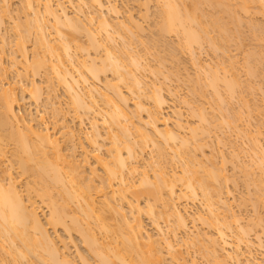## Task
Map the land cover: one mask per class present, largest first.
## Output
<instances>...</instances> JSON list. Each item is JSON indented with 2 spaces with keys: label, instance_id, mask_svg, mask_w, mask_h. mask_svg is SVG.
<instances>
[{
  "label": "bare ground",
  "instance_id": "6f19581e",
  "mask_svg": "<svg viewBox=\"0 0 264 264\" xmlns=\"http://www.w3.org/2000/svg\"><path fill=\"white\" fill-rule=\"evenodd\" d=\"M9 1L0 0V264H77L69 252L70 247L60 245V238L56 240L52 233L59 229L67 232L69 238L74 234L79 236L95 256L96 264H197L196 259L189 260L185 255L184 247L188 246L198 249V254L209 264H264V220L258 216L254 219L257 223L250 220L252 226L245 225L242 214H237L231 204L235 197L233 199L234 194L228 188L225 152L218 157L221 151L218 154L217 145L216 152L212 148L211 157L204 149L213 135L222 148L229 146L227 129L236 133H233L236 145L232 138L233 143L231 141L230 148H226L231 155L227 161L232 162L233 158L235 168H245L244 173L235 169L234 172L244 174V179L246 174L250 178L245 179L246 186L254 185V192L258 190L254 196L253 190L250 191L253 201L249 194V201H242V205L246 206L245 202L253 205L258 200L253 205L257 210L258 203L264 204V144L260 139L264 120L262 131L258 126L252 129L256 110L253 112L255 107L251 103L255 100L249 103L251 99L248 101L246 93L255 95V88L247 84L248 91L244 89L246 83L243 85L244 81L239 78L240 60L230 55L235 34V38L238 33L242 36L236 23L239 26L245 20L237 9L246 13L245 16L254 11L256 14V10L257 14L264 15V0H153L156 11L152 0L135 2L141 7L144 19L155 11L157 21L153 26L158 30H153V36L157 34L156 39L160 36L159 45H167L168 36L177 38L175 50L169 51V44L168 58L179 62V54L190 55L191 65L198 73L195 72L197 80L194 81L193 75L189 80V72L185 77L194 82L189 94L198 95L199 102L195 101V96L188 99V95L182 97L169 90L165 80L173 74L177 76L178 72L173 73V70L171 75L168 71L167 75L165 71L167 76L164 75L166 64L159 63V57L165 60L161 52H156L157 69L153 68L148 55L153 47L157 48L156 39L152 38L151 47H146L142 36L146 32L144 24L134 14L122 18L113 0H22L17 17L13 16ZM208 8L210 12L213 9L217 12L210 13ZM232 10L235 12L230 13ZM230 14L232 18L228 19L234 21L227 19ZM6 22L12 23V29L3 28L8 26ZM8 29L13 33L11 41ZM255 32L258 41L259 34ZM33 34L35 42L30 55L29 42ZM239 36L236 38L239 43L235 45L241 44ZM260 41L261 51L257 49V53L256 48L248 51L246 58L250 54V59L242 64L246 67L250 61L246 74L252 77L253 74L257 77L259 60L261 64L264 61V36ZM9 44L13 49L10 50V66L14 69L9 68L10 72L8 65H4V49ZM206 45L213 49L216 58L221 57L214 60L216 63L214 58L204 61L199 55ZM253 53L252 61H258L256 66L254 61V65L251 64ZM11 70L17 74V78L13 75L16 82L7 80L6 74H11ZM109 72L112 79L105 76ZM42 73L48 84L47 96L44 86L36 81ZM147 75L154 77L152 81ZM58 87L68 94L73 119L80 130L65 122L61 104L52 101L57 97ZM167 89L189 112L185 115L180 106L174 126L164 113L168 106L164 95ZM206 89L211 90L214 101H207ZM43 96L53 105V116H57L53 126L43 114L35 118L22 114L28 98L44 106ZM239 99L243 100H240L243 110L239 108L231 118L233 108V112L225 116L228 105ZM224 105H227L226 111ZM259 106L258 114L262 111ZM86 120L90 122V131L84 128ZM243 136L251 144L246 148L245 139L241 140L245 149L240 144ZM147 150L153 153L149 161L144 157ZM78 151L84 156L82 160L78 159ZM90 157L103 170L102 176L97 173V167L92 170L89 167L91 176L86 172ZM244 157L247 164L244 161L242 164ZM218 158L223 159V162L220 160L223 167L219 168ZM15 160L20 176H27L25 190L14 175ZM97 179L100 182L96 184ZM197 202L201 208L193 210L190 205ZM41 204L47 207L46 215ZM145 214L156 225L160 237L154 239L147 233ZM259 219L262 220L260 227ZM164 220L169 232L163 228ZM190 220L206 228L202 230L194 225L198 229L191 231ZM113 221L116 222L113 224ZM207 228L214 232L205 230ZM182 233L184 237L179 236ZM77 254L80 264H92L84 255Z\"/></svg>",
  "mask_w": 264,
  "mask_h": 264
},
{
  "label": "rangeland",
  "instance_id": "374dc122",
  "mask_svg": "<svg viewBox=\"0 0 264 264\" xmlns=\"http://www.w3.org/2000/svg\"><path fill=\"white\" fill-rule=\"evenodd\" d=\"M118 6H119V9H120V11H121V13H122V18H126V16H128L129 14H134L135 15V17L137 18V19H139L140 20V22L142 23V24H144L143 26H144V28H146L145 29V35H144V32H143V34H142V36H144V40L146 39V41H145V43H146V47H151V41H152V38L154 39L155 38V36H157L158 37V35L156 34L157 32H155V31H157L158 29H154V26H153V24H155V26H156V21H157V15L155 14V11H156V8L154 7L155 6V1H153L152 0V2H151V5H152V7H153V10H155L154 12H152L153 10H151V17H149L148 19H144L143 17H142V9H141V7H139L138 8V6L135 4V2H137V0H113ZM139 1V3H141L143 0H138ZM231 2H233V0H230ZM238 2H239V0H237ZM22 2V0H10L9 1V3H11L10 4V6H12V10L14 11L13 13H14V15L13 16H15V17H17L18 16V14H19V12L18 11H20V3ZM228 2V1H227ZM227 2H226V4H227ZM234 2H235V0H234ZM237 2V3H238ZM231 4V3H230ZM234 4H236V3H234ZM154 5V6H153ZM234 6V5H233ZM258 6V4L256 3V7ZM260 6V5H259ZM223 7V6H222ZM19 8V9H18ZM155 8V9H154ZM225 8V7H224ZM140 9H141V12H140ZM207 9V8H206ZM235 9H237L236 7H235ZM239 9V8H238ZM237 9V13L238 14H240L241 15V19L242 18H244L245 20H243V22L242 21H240L241 19H240V17H239V21L237 20V22H242V23H239V26H237V24L238 23H236V26H235V24L233 25V26H235L238 30L237 31H239L241 34H242V36L240 37L239 36V33H238V35H237V37L239 36V38H240V45L239 44H237V45H235L236 43H237V41H238V39H237V41H236V38H235V36H236V34H235V32H234V28H232V26H231V24H230V28H232V32H234V34H235V36H234V44H233V46L231 45V50H232V53H230V55L232 54V57L234 58V56L233 55H235L236 56V58L237 59H235L236 61L239 59L240 61H239V65L240 66H242V67H240V73H241V76L239 77V78H241V80H243L244 82H243V85H244V83H246L245 84V87L246 88H244L246 91H248V89H247V84L249 85V84H252L253 86H254V88H255V90H254V94L255 95H252L251 93V91H249L250 92V94L251 95H249V94H247L246 93V95L244 94V92H245V90H244V92H243V95L244 96H246L247 97V99H248V101L251 99V101H249V103H251L252 102V99H254L255 100V103H254V101L252 102L253 104H257V106H254V105H252V103H251V106L254 108L253 109V112H255V110H256V112H255V114H254V119H253V117H252V119L254 120H252L253 121V127H252V129L253 130H256L257 129V126H258V128H260L261 129V131H262V129H263V127H264V125H263V120H264V61H262L263 62V64H261V62H260V60H259V62H260V64H259V62L258 61H256V60H253L254 61V63H255V65H254V63H253V61H252V59H253V56L252 55H254V53L253 54H251V56H252V58H251V64L253 63V65L254 66H256V62H258V65H257V69L256 70H258V71H256V75H257V77H258V72H259V74L261 75V76H259L258 78L256 77V76H254V74H253V77H252V74H251V76H249L248 75V73L246 74V67L247 66H249L250 65V61H248L249 62V65H247L246 67H245V65L243 66L242 64L244 63V61H246L247 62V60H249L250 59V54H248V58H246L247 57V53H248V51L249 52H251L252 50H254L255 48H256V52L258 53V51H261L260 49H262L261 47H263L262 45H259V43L261 42L260 40H261V37L262 36H264V34H263V32H264V30H263V32H262V28L264 29V15H262L261 13H258L257 14V10H256V14L254 13V12H251V14H249V15H247V16H245L246 15V13H244V14H242V12H240V10H238ZM70 10H73L72 8H70ZM208 10H209V8H208ZM211 10V9H210ZM210 10H209V12H210ZM214 10V9H213ZM212 10V11H213ZM211 11V12H212ZM216 12H217V10H215ZM215 11H213V12H215ZM233 11V10H232ZM230 12V13H234L235 11H233V12ZM239 11V12H238ZM18 12V13H17ZM210 12V13H211ZM215 12V13H216ZM12 13V14H13ZM254 13V14H253ZM153 14V15H152ZM237 14V15H238ZM236 15V14H235ZM22 17H24V14L23 15H21ZM231 16V18H232V14H230L229 16H226L227 17V19L229 18ZM235 17V16H234ZM233 17V18H234ZM237 17V16H236ZM143 18V19H142ZM156 18V19H155ZM24 20V19H23ZM229 20V19H228ZM232 21H234V19H231ZM231 20H229L230 22H231ZM235 20H236V18H235ZM146 21V22H145ZM244 23V25L241 27V25ZM253 24L254 26H257V27H254L253 25H251V24ZM5 24H8V26H6V27H4L3 26V28L4 29H6L7 27H9L10 29H12L11 28V24L8 22H6ZM233 24V23H232ZM250 24V25H249ZM11 25V26H10ZM153 26V28H152V26ZM261 26V28H259V27ZM263 26V27H262ZM251 27H253V29L251 28ZM157 28V27H156ZM255 28V29H254ZM4 29H3V31H4ZM10 29H8V34H7V36H8V39H9V41H11V39H12V36H11V33L12 32H10L9 30ZM153 30H155L154 32H155V36H153L154 35V33H153ZM256 32H255V31ZM260 30H261V33H258V31L260 32ZM6 31H7V29H6ZM236 31V32H237ZM253 32H255L256 34H257V36H258V34H259V38H260V40H256L257 38H256V36L254 37V33ZM152 33V34H151ZM10 34V35H9ZM13 34V33H12ZM233 34V35H234ZM34 35V34H33ZM31 36V37H33L32 39H31V42H29V45H30V49H29V51H30V55H32L33 54V43L35 42V35L34 36ZM262 35V36H261ZM11 36V37H10ZM261 36V37H260ZM241 38H242V40H241ZM156 39V38H155ZM154 39V40H155ZM159 39H160V36H159ZM159 39H156V41H154V42H156V44H157V50L155 49V47H153L151 50H150V54L148 55V57H149V62L153 65V68H154V66H155V68L157 67V63H158V61L156 60V58L154 57L155 55H156V52H161L160 54H161V57H162V55H163V57L165 58V60L164 61H161L160 60V57H159V63L161 64V63H163L164 62V64H166L165 65V68H163L164 70H163V72H164V75H166V73H167V75H169V72L168 71H171L170 73H171V75H172V71H173V73H176L175 71H177L178 73H177V76L175 75V74H173L174 76H169L170 77V79L169 80H165L166 81V83H167V87H169V90L171 89L172 91H173V93H175V92H178L179 94H181V96L183 97H185L186 96V98H187V95H188V99H191V97H193V96H195L194 98H195V101H197V99H198V102L200 101L199 99V97H197L196 96V94L195 93H193V94H195V95H193V94H189V91H190V93H191V88H193V83L192 82H190L189 80L190 79H192L191 77V75H193V76H195V78H193L194 79V81H196L197 79H196V74L198 75V73H197V70H196V68L194 69L193 68V66L194 65H191V64H193V63H191V60H190V55L189 54H187V53H183V54H179L180 55V57H181V59H180V57H178L179 58V62H176V60H172V59H170V58H168L167 56H168V54H170V52H168V50H169V44L173 47V49H171L172 47L170 46V50L169 51H171V50H175L174 48H177V47H175L176 45H177V43L178 42H175V41H177V38L175 37V36H168L167 38H166V40L167 41H169V43L166 45V43L163 45L162 43H161V45H159V43H160V41H159ZM32 40H33V42H32ZM151 40V41H150ZM149 41H150V44H149ZM242 41V42H241ZM257 42H258V45H257ZM238 43H239V41H238ZM262 43V42H261ZM10 44L12 45L13 43H11L10 42ZM8 45V46H6L5 47V49L4 50H6L5 51V54H4V56H5V59H6V61L4 60V65L6 66V65H8V66H6L7 67V69H8V72H10V69L9 68H11V66H10V64H11V59H10V55L12 54L11 53V51H13V49L11 48V45ZM176 44V45H175ZM165 46V48H164V50L162 49L163 47ZM257 46H258V48H257ZM260 46V47H259ZM13 47V46H12ZM142 47V46H141ZM140 47V48H141ZM159 47H162V48H160L159 49ZM168 48V49H167ZM165 49H166V51H165ZM229 49V52H231V50ZM252 49V50H251ZM257 49H258V51H257ZM11 50V51H10ZM251 50V51H250ZM264 50V49H263ZM167 52V53H166ZM172 54H173V51L171 52ZM175 53V52H174ZM160 54H159V56H160ZM220 53H218V55H219ZM259 54H261L260 52H259ZM199 55H202L201 56V58L203 57V60L204 61H208L209 59H212V58H214L213 59V62L214 63H216L217 61H214V60H217V58L220 60L221 59V57H215V54H214V52H213V49L211 48V47H209L208 45H206L205 46V48L202 50V51H200V53H199ZM229 55V56H230ZM157 56V55H156ZM32 57V56H31ZM209 57V58H208ZM255 57V56H254ZM244 58L246 59V60H244ZM157 59H158V57H157ZM227 59V58H226ZM255 59V58H254ZM262 60V59H261ZM264 60V59H263ZM212 61V60H211ZM6 62V63H5ZM10 62V63H9ZM166 62V63H165ZM159 65V64H158ZM253 65H252V67H253ZM164 66V65H163ZM162 67V66H161ZM159 68H160V66H159ZM158 68V70H160ZM179 68H180V70H181V73L179 74ZM244 68V69H243ZM12 69V68H11ZM157 69V68H156ZM155 69V70H156ZM253 69H254V67H253ZM13 71H14V69H12ZM12 70H11V74H6V76H9L8 78H7V80H9V82L12 80L13 82H16V78H17V74H16V72H12ZM154 70V69H153ZM161 70H162V68H161ZM165 71H167L166 73H165ZM189 72V77H188V73ZM195 72H196V74H195ZM255 72V71H254ZM13 73V74H12ZM191 73V74H190ZM239 73V74H240ZM43 74V73H42ZM110 74H111V72H109L107 75H105V76H107L108 78L109 77H111L112 76V74H111V76H110ZM13 75H15L16 76V78H15V76H12ZM166 75V76H167ZM183 75V76H182ZM185 75H187V77H188V79H187V77H185ZM40 76H42V77H39V76H37L35 79H36V81H37V83H38V85H39V83H40V86H44V89H43V91H44V94H46L47 93V85L48 84H46V80H45V75L43 74V75H40ZM44 76V77H43ZM105 76L103 77V79L105 80ZM148 77H149V79H153L154 77L153 76H151V75H147ZM182 76V77H181ZM148 77H147V79H148ZM159 77H161V78H163L162 76H159ZM179 78L180 80H178L177 78ZM198 77V76H197ZM10 78V79H9ZM112 78H113V76H112ZM112 78H109V79H112ZM148 79V80H149ZM152 79H151V81H152ZM44 80H45V82H44ZM163 80V79H162ZM241 80H240V82H241ZM11 81V82H12ZM193 81V80H192ZM242 83V82H241ZM42 84V85H41ZM251 85V86H252ZM195 86V85H194ZM261 86H263V88L261 89ZM195 88L197 89V87L195 86ZM253 88V89H254ZM125 89V88H124ZM196 89H195V91H196ZM241 89H243V88H241ZM249 89H251L252 90V88H250L249 87ZM47 90V91H46ZM59 90V91H58ZM58 90H57V92H56V94H57V97L55 98L54 97V99H52V101L53 102H55V103H60L61 104V108H63V112L62 113H64L65 112V114H66V120H65V122H67V124H69L70 126H72V127H75V128H77V129H79L80 130V125L78 124V122H76L73 118H74V113H73V109L70 107V101H68V98H69V96H67L68 94L64 91V89L62 88V87H58ZM192 92H193V90H192ZM206 99H207V101H212L213 100V98H212V96H213V94H212V92H211V90H209V89H206ZM48 94V93H47ZM47 94H46V96H47ZM199 94V93H198ZM164 95H166V97H167V99H168V106H166V108H165V110H164V113L168 116V118L170 119V125L171 126H174V122H175V120L177 119V114H178V112H179V108H180V106L181 107H183L182 108V111H184V113H185V115H188V108L187 107H184L180 102H179V99H177V98H175L176 96H174V95H171V93H170V91H168V89H167V91H165L164 92ZM45 96V95H44ZM43 96V98H44V100L42 99V103L44 104V106L42 105H40L41 103L39 102L38 104H39V106L37 105V104H35V103H32L33 101H31V99L30 98H28V100L27 101H25V107L23 108L22 107V114L23 115H25L27 118H30V117H32V115H33V118H35V116H40L39 114H43V115H45V117H46V120L48 121V123H50V126H53V123H55V120H57L56 118H57V116H53V111H54V109H52L53 108V105H51V102L49 101H47L46 99H45V97ZM200 96V95H199ZM27 97H29V96H27ZM194 98H193V100H194ZM246 99V98H245ZM236 100H238V98L236 99ZM236 100H233V104L231 105V104H229L228 105V103H226L228 106H230V107H228V109L226 108L227 107V105H226V107H225V105L223 106V109H227V111H226V109H225V111L227 112L226 114H225V116H229L228 114H230V112H233V108H234V112H233V114L231 113L230 115H231V118H233L234 117V114L236 113V111H240V109H242V106H241V103L243 102V100L242 99H239V102L238 101H236ZM240 100H242V102H240ZM132 101V100H131ZM202 101V100H201ZM214 101V100H213ZM231 102H232V100H230ZM245 101V100H244ZM257 101V102H256ZM27 102V103H26ZM45 102L47 103V105H45ZM130 104H131V107H134L133 105H132V103L130 102ZM258 105H260L259 107H261V112H260V114H258L257 113V110L258 109H260V108H258ZM47 108H46V107ZM231 106H232V111H231ZM50 107V109H48ZM52 107V108H51ZM57 107H58V105H57ZM60 107V106H59ZM208 107V106H207ZM225 107V108H224ZM240 108V109H239ZM257 108V109H256ZM229 109H230V111H229ZM40 110V111H39ZM53 110V111H52ZM243 110V109H242ZM228 111H229V113H228ZM222 113L224 114L225 112H224V110L222 111ZM56 114V113H55ZM237 114H238V112H237ZM239 115V114H238ZM60 116V115H59ZM61 116H62V114H61ZM233 116V117H232ZM58 118H60V117H58ZM62 118V117H61ZM245 120H246V118H245ZM244 120V121H245ZM262 120V121H261ZM192 121H193V119H192ZM244 121H241V123L243 124L244 123ZM260 121L262 122L261 123V127H259V123H260ZM252 123V122H251ZM262 125H263V127H262ZM222 126V125H221ZM256 127V128H255ZM84 128L87 130V131H90V122H89V120H86V123H85V125H84ZM101 128H103L102 127V125H101ZM223 128V127H222ZM221 128V130L223 131V130H225V129H227L226 127H225V129H222ZM84 129V130H85ZM103 130V132H105L104 130V128L102 129ZM221 130H218V132L220 131L221 133H222V131ZM229 129H227V131L225 132V133H227L226 135V138H229V139H227V142H229V146H230V142L232 141V138L234 139L233 141L235 142V138H236V133H234V132H232V130H231V132H230V130L228 131ZM224 132V131H223ZM221 133H219V135H221ZM233 133L234 134H236V135H233ZM263 134H261V136L262 137H260V139H261V141H262V143L264 144V129H263V132H262ZM218 134V133H217ZM233 135V136H232ZM83 136V135H82ZM222 136V135H221ZM224 136V135H223ZM213 137H214V135H213ZM212 137V138H213ZM241 137H242V135H241ZM211 138V140H209V142L210 143H208L207 144V147L206 148H204L205 150H206V153H208V156H211V151L212 150H214L215 149V152H216V148H217V145H218V148H217V150H219L218 151V154L220 153V151H221V154H219V156H218V154H217V156L218 157H220V156H222V153H224L225 155H226V157H227V159H229L230 160V158L229 157H231V155L229 154L230 153V150H227V149H229L230 147L227 145V146H225V145H223V146H225V147H222V148H219V145L220 144H216V143H218V141L216 142V140L214 139V142H212L213 141V139ZM240 138V137H239ZM239 138H237L236 140H237V143H238V147H239ZM83 139H85L84 137H82V141H83ZM216 139H217V137H216ZM243 139H245V140H243ZM208 140V139H207ZM241 140H243V142H244V145L246 146V148H248V146L250 145L251 146V144L250 143H248L249 142V140H247L246 141V138L243 136V138H240V144H241V146H242V141ZM233 141H232V143H233ZM226 142V143H227ZM77 143H78V141H77ZM84 143L86 144V145H88L87 143H86V141H84ZM207 143V142H206ZM232 143H231V145H232ZM228 144V143H227ZM64 145H66V147H67V144H65L64 143ZM68 145H69V143H68ZM235 145H236V142H235ZM249 146V147H250ZM88 148H89V150H91V148L89 147V146H87ZM243 147V146H242ZM212 148H214V149H212ZM227 148V149H226ZM244 149H245V147H243ZM11 150H12V148H10ZM10 149H9V151H10ZM221 149V150H220ZM225 149V150H224ZM242 148H239L238 150H241ZM81 150V149H80ZM79 150V151H80ZM78 151V152H79ZM105 152V149H103V153ZM149 154H148V153ZM147 152H146V154L144 155V157L146 158V160L147 161H149L150 160V157H151V154H153L152 152H150L149 150H147ZM228 152V153H227ZM151 153V154H150ZM9 154L11 155V156H13L12 155V153H10L9 152ZM79 154V155H78ZM241 154H243L242 156H245L244 155V153H241ZM9 155V156H10ZM77 155H78V159L79 160H82L83 159V157L84 156H82V154H81V152H79V153H77ZM149 155V156H148ZM229 155V156H228ZM10 156V160H12V162H13V157H11ZM207 156V155H206ZM147 157H148V159H147ZM212 157V156H211ZM249 157V156H248ZM210 158V157H209ZM222 158V157H221ZM227 159H225L224 160V167L225 168H227L228 167V169H226L225 170V168H224V172L226 171L227 173V179H230L229 180V182H227L228 183V188H230V190L233 192V199H234V197H235V199L233 200V199H231V201L233 200L234 202H232L231 204L232 205H234V207H236V208H234V209H236V212H237V214H242L241 216H243V218H244V223H245V225L247 224H250L249 222H252V221H254V219H256L258 216H261V218H262V220H264V204H257V206H256V208H257V210L255 209L254 210V208H253V205H255L256 204V202L258 201V200H256V202L254 203L253 202V205H252V203L251 202H248V203H246L245 202V204H247L246 206L244 205H242L243 203H242V201H246V199H248V195L249 194H251V192L250 191H252V193L254 192V189H253V187L252 186H254V185H248V186H246V181H245V179H250V178H248V176H246V174H245V179H244V174L242 175L241 173H244L243 171H244V169L245 168H241V169H243V170H240V168L239 169H237V168H235L234 167V163H235V165H236V162L234 161L233 162V158L231 159V161L233 162V168H232V162H228L227 161ZM247 159V158H246ZM223 162V159H220V158H218V163H217V160H216V163L217 164H219V162H220V165H219V168H220V166L221 167H223V164L221 165V161ZM249 160V159H248ZM228 163H227V162ZM243 161L244 162H246V164H247V160L245 161V157H244V160H242V164H243ZM11 162V163H12ZM16 160L14 161V164H15V166H14V164H13V171H14V175L15 176H17V178H19V180L21 181V186L23 185V187H24V185H26V182H27V180L25 179V178H27V176H20L21 175V173H20V170H19V167H16ZM209 162V161H208ZM90 166L88 165V166H86V172H88V174H89V176H91V172H90V168L89 167H91V170H92V167H93V169H94V167L96 168L97 167V171H99V172H97L98 174L99 173H101V174H99V176L101 175L102 176V174H103V170L99 167V166H97L96 165V163H95V161H94V159L92 158V157H90ZM88 163V164H89ZM225 163H227L226 165H225ZM92 164V165H91ZM10 165H12V164H10ZM16 167V168H15ZM171 167V166H170ZM234 169H235V171H237V170H239L238 172H234ZM88 170V171H87ZM240 173V174H239ZM228 174H229V178H228ZM232 176V177H231ZM247 177V178H246ZM99 179V178H98ZM97 179V181H96V184L97 183H99L100 181ZM225 186H227V184L225 183ZM251 186V187H250ZM248 187H250V188H248ZM256 188V190H257V187H255ZM25 190V187L24 188H22V190ZM258 191V190H257ZM257 191H255L256 193H257ZM254 192V194H253V196L254 195H256V193ZM25 193H26V191H25ZM263 193V192H262ZM258 194V193H257ZM257 197H258V195H257ZM244 198V199H243ZM250 200H252L253 201V198H252V194L250 195V198H249ZM249 199L247 200V201H249ZM143 200V199H142ZM235 200H237V201H235ZM234 203H236V204H234ZM237 203H238V205H240L241 204V206H237ZM240 203V204H239ZM42 205V204H41ZM145 205V200H143L142 201V206H144ZM200 205V206H199ZM190 206H192L191 208L194 210V209H200L201 208V204H199L198 202L197 203H194V205L193 204H191ZM196 207V208H195ZM200 207V208H199ZM42 208H43V210H44V214L46 215L47 213H48V210H47V207L46 206H44V205H42ZM241 208H242V210H241ZM259 208V209H258ZM126 209H128V207L126 206ZM147 216L148 215H144L143 216V221H144V224H145V226H146V230L148 231L147 233H149V234H151L153 237H154V239L155 238H157L159 235H160V233H158V229H157V227H156V225L155 224H153V222H152V219L151 218H149V216H148V218H147ZM250 220H252V221H250ZM260 220V219H259ZM262 220H260L259 222H258V226H259V223H262ZM111 221H112V219H111ZM163 221V220H162ZM161 221V222H162ZM191 221V220H190ZM249 221V222H248ZM114 222H116V221H113V224H114ZM192 222V221H191ZM248 222V223H247ZM255 223H257V221H254ZM197 222H192V223H190V227H191V231H192V229L194 230L196 227H194V225L195 226H200V227H202L203 225L202 224H200V222H198V224H200V225H198V224H196ZM253 223V222H252ZM117 224V223H116ZM193 224V225H192ZM162 225H163V228H164V230L166 231V232H169V229H168V224H167V222H165V220H164V222H162ZM202 225V226H201ZM255 225V224H254ZM253 225V226H254ZM257 225V224H256ZM193 226V227H192ZM250 226H252L251 224H250ZM262 226H264V221H263V223H262ZM262 226H261V228H262ZM260 227V226H259ZM203 228H206V226H204V227H202L201 229L203 230ZM248 228V227H247ZM250 228V230L252 229L251 227H249ZM258 227H254L253 229H257ZM259 229V231L261 232V230L262 229ZM196 229H198V228H196ZM195 229V230H196ZM200 229V228H199ZM194 230V231H195ZM205 230H207V231H211L212 229H205ZM249 231V230H248ZM257 231V230H256ZM51 232H52V230H51ZM214 231L212 230V233H213ZM252 232H254L253 230H252ZM262 232H264V228H263V231ZM53 234H54V236H55V238H56V240L57 239H59L58 240V243L60 244V243H64L65 245L67 244V247L69 248L70 247V254L71 255H74L73 257H74V260L76 261V263L77 264H80V262H81V260L79 261V255L77 254V252L79 253V254H81L82 256L84 255V257H86L88 260H90V263H92V264H96L97 263V261H96V258L94 259V257H93V254H91L89 251H88V249L86 248V246H84L83 245V243H82V241H81V239H80V237L79 236H77V235H72V236H74V237H71L73 240L71 241V238H69L70 236L68 235V233L66 232L65 233V231L64 230H62V229H59L56 233H55V231L54 232H52ZM57 234V235H56ZM251 234H254V233H251ZM264 234V233H263ZM179 236L180 237H184L185 236V234L184 233H182V234H179ZM160 237V236H159ZM264 237V236H263ZM67 242V243H66ZM69 244V245H68ZM60 245H62V244H60ZM64 245V246H65ZM63 246V245H62ZM63 246V247H64ZM187 247V246H186ZM198 249H194V246L193 247H189L188 246V248H185L184 247V253H185V255L187 256V258L189 259V260H191V259H196L197 260V264H209V262L207 261V259L205 258V257H203V256H201L200 254H198ZM78 255V256H77ZM78 260V261H77ZM79 262V263H78ZM212 264V263H211Z\"/></svg>",
  "mask_w": 264,
  "mask_h": 264
}]
</instances>
